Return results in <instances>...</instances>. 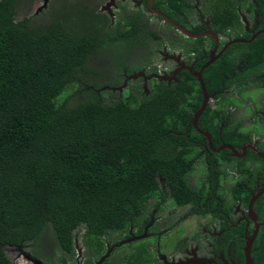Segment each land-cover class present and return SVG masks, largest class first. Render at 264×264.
<instances>
[{"label":"trees","instance_id":"16d2710c","mask_svg":"<svg viewBox=\"0 0 264 264\" xmlns=\"http://www.w3.org/2000/svg\"><path fill=\"white\" fill-rule=\"evenodd\" d=\"M16 1L0 0V264H9L6 247L38 248L47 228L65 254L82 230L83 245L97 258L104 236L131 226L148 200L168 195L182 204L208 194L186 182L201 146L207 148L190 124L202 98L198 80L183 71L169 85L150 80L146 91L141 80L127 78L142 68L149 75V61L131 66L128 53L145 51L154 39L162 42L148 25L153 18L162 21L146 14L149 0L124 21L110 23L108 16L73 4L61 18L38 26L30 17L16 20ZM152 1L151 9L193 34L204 28L201 17L230 40H250L238 10L246 18L255 10L264 29V0ZM162 27L174 41L185 40L181 48L188 57L205 41L184 38L166 22ZM152 51L147 49L150 56ZM202 81L208 94L219 91L223 100L231 85L239 93L250 83L263 89L264 32L230 44L204 69ZM220 115L222 106L208 107L197 122L214 147ZM249 141L238 123L221 132V142L235 149ZM204 157L210 172L211 163L243 165L252 157L251 163L262 165L253 175L264 181V160L254 155L236 159L206 151ZM255 208L264 222V195Z\"/></svg>","mask_w":264,"mask_h":264},{"label":"flooded vegetation","instance_id":"af4514ba","mask_svg":"<svg viewBox=\"0 0 264 264\" xmlns=\"http://www.w3.org/2000/svg\"><path fill=\"white\" fill-rule=\"evenodd\" d=\"M62 1L79 2L85 9H91L101 15L108 16L110 23H115V18L119 17L121 19V16L122 21L130 18L132 11L126 15L128 8L125 3L131 4L135 10H138L139 7L142 9L144 6V0ZM44 2L45 0H29L28 7L35 9L33 17L41 16L42 14L45 17L48 16L49 13L45 14V10L48 8L50 0H47L45 5ZM40 3L41 5H39ZM107 6H109V10L106 8ZM151 7L150 5L145 6L146 14L156 16L162 21L156 20L157 24L150 21L148 25L152 30L158 31L157 34L161 37L160 40L162 42H157L155 39L152 42L150 40L147 41V43H150L146 49L152 47L153 50L152 56L149 53L146 54L149 65H151L150 59L155 54H158L164 61L172 63L173 67H164L162 69L156 66L151 70L148 67L149 75L144 73L146 68H142L140 71L133 73V75L127 76L132 82L141 80L143 88L150 80L156 79V76L164 77L165 80L161 81L166 82L168 85L176 81V77L183 71H187L192 77L196 78L195 75L210 60H214L211 63L213 64L230 46L228 43L232 40H230L229 36L213 31L208 21H204L200 17L199 20L204 25V28L197 35H205H200L197 38L204 37L205 41H203L197 52H190L188 57L181 48L186 44L185 40L177 36L180 45L177 40L174 41L169 31L162 27L164 25L163 19L155 15L156 12H160L151 9ZM238 13L241 15L244 24L243 29L250 35V40H245V42L252 41L264 32V29L260 28V22L257 19L255 10L251 11L253 16L249 14L247 18L240 10H238ZM171 43H174V46H171ZM142 63L144 64L145 62ZM200 63H202L201 67L195 71L194 67ZM153 70L155 73H151ZM127 86H129L128 83L124 82V87ZM260 89L256 83H250L248 87H244V93H239L236 87L231 85L228 90L222 91L228 99L223 100L218 96L219 91L208 94L205 88L208 101L204 111L208 107L215 109L222 106L223 109L224 116H219L220 127L218 128L217 138L220 143L217 147H214L210 137L212 147L210 148L209 141L205 138L207 148H205L204 144L201 146L202 149H200L198 156L195 158L193 171L186 176V182L194 191L204 188L208 194L204 197H194V202L187 201L182 204H177L168 195L161 198L158 202L155 198L148 200L145 205L146 209L142 210V215L137 217L131 226L120 233H109L104 236L103 252L97 258H95V253H93L94 250L92 251L91 247L86 248L76 235L73 239V249L70 253L65 254L58 248L57 250L60 252L59 260L51 252L49 257L52 258L45 257V259L48 261L51 259L54 264H98L101 259L103 261L100 264H264V236H260L261 231H264V222L260 220L258 211L255 208L257 201L264 195V181L261 184V174L253 175L254 171L258 173L261 170L262 165L260 163H251L252 157H250L251 162L243 165L227 161L222 162L217 167L211 163L210 167L212 170L210 172L208 164L204 161V153L206 151L236 159L245 158L247 154L263 159L258 154L264 155V138L258 139L250 135L261 134L264 137V101L259 103L255 102V99L253 101L249 98L250 94ZM250 91L252 92L250 93ZM201 95L200 106L193 113V117L203 103L202 90ZM246 98L249 102L248 104L243 102V107L248 108V113H245L248 115L249 120L247 122L250 125L243 127L237 121L236 109L242 105L239 100L243 99L246 101ZM231 123H238L242 130L245 129L244 132L251 136V141L237 149L221 142L222 130L230 126ZM259 125H262L263 128ZM196 131L199 134L202 132L199 129ZM224 146L233 148L236 154L229 148L216 152V150ZM224 151H228L229 154L224 153ZM197 161L203 167H198L195 170ZM217 176L219 177L218 181ZM254 198L256 199L251 204ZM16 250L22 251V249ZM26 258L27 260H34V256H27ZM39 262L40 264H45L44 261L39 260Z\"/></svg>","mask_w":264,"mask_h":264},{"label":"rangeland","instance_id":"374dc122","mask_svg":"<svg viewBox=\"0 0 264 264\" xmlns=\"http://www.w3.org/2000/svg\"><path fill=\"white\" fill-rule=\"evenodd\" d=\"M198 1H200V0H198ZM16 2H17L16 20H20L23 17L33 18L32 19L33 21L31 24L32 26H38L39 24H46V23H49V21H52L53 19H59V18H61L62 15H64L67 12V11L65 12L64 7L67 8L70 5L79 4V2H77V3L72 2L71 3V2H63L62 0H50L48 8L45 10V14L49 13L48 16L45 17V15L42 14L41 16H37V17L34 16L33 17L32 15H33L35 9H32V7H28L29 6V0H17ZM39 5H41V3ZM125 5L128 8L127 9L128 12L126 13V15L129 12H131L132 10H135L132 8L131 4H129V3H125ZM138 9L141 10L140 7ZM120 18L122 19V16ZM115 20H116V18H115ZM193 21L195 23L194 19H193ZM151 22L157 24V22L154 18L151 20ZM154 46H155V44H154ZM150 48H152V47H150ZM154 49H155V47H154ZM133 52L134 51L131 50V52L128 53L134 57V59L132 58V60H130V62H128L129 65L137 66L140 63L142 64V62L148 61V58L146 56L147 49L145 51H138L135 53H133ZM150 63H151V65L148 66L150 70L156 66H159L162 69H164V67H167V68L173 67L172 63L170 64L169 61H164V59H162L161 56L158 54H155L153 56V58L150 59ZM158 74L162 75L161 73H158ZM252 91H250V93ZM249 98H251L252 100L255 99V102L262 103V101H264V89H260L259 91L250 94ZM247 100H248L247 98H246V101L243 99L239 100L240 104H242V105L238 106L236 109L237 110L236 111L237 121H239L243 127L250 125L249 122H247V120H249V118H248V115L246 114V113H248V108L243 107V102L248 104L249 101H247ZM249 107H250V104H249ZM259 126L262 127V125H259ZM243 131H245V129H243ZM250 132H252V131H250ZM250 135L257 137L258 139L264 138L261 134H250ZM198 167H203V166L197 161V164L195 165V170H197ZM78 232L79 233L77 234V237H78V239H80L81 234H82V230H78ZM109 238H111V237H109ZM38 243H39L38 248L35 249V248L27 247V248L23 249L21 252L17 251L13 247H6L4 249V252H5L6 257L9 260V264H34L31 262V260H27L26 257L27 256L33 257V253L35 251H37V253H38V256L36 258L42 262L45 261V264H50V263L54 264V261L51 262V259H50V261L45 259V257H49V255L51 253H54V255L57 256V259L59 260L58 256L60 255V252L57 250L58 249L57 243H56V240H55L54 235H53L50 228H47L44 231V233L42 234L40 241ZM49 258H52V257H49Z\"/></svg>","mask_w":264,"mask_h":264},{"label":"water","instance_id":"95a60500","mask_svg":"<svg viewBox=\"0 0 264 264\" xmlns=\"http://www.w3.org/2000/svg\"><path fill=\"white\" fill-rule=\"evenodd\" d=\"M46 1H47V0H45L44 5L46 4ZM149 5H150V6L152 5V0H149ZM106 8L109 10V6H107ZM155 15L161 17V18L163 19L164 22H166V23H168L169 25L173 26V27H174V28H175L180 34H182L183 36H185V37H187V38H197V37L200 36V35H205V34H200V35L193 34V33L189 32V31H187L185 28H183V27L177 25L175 22L171 21L170 19H168L167 17H165V16L162 15L161 13H157V12H156ZM238 42H242V43H243V42H245V40L235 39V40L230 41V42L228 43V45H230V44H234V43H238ZM225 48H226V47H225ZM223 49H224V48H223ZM213 61H214V60H210V62H208V63L203 67V69L206 68L207 66H209ZM203 69H202V70H203ZM202 70H201L199 73H197V74L195 75V77L197 78V80H198V82H199V84H200V88H201V90H202V92H203V103H202L200 109L197 111V113L195 114V116L193 117V120H192V125L194 126V128H195L196 130H198V129H197V121H198L199 117L201 116V114L203 113V111H204V109H205V107H206V103H207V101H208V96H207V93H206V91H205V88H204V85H203V81H202V78H201ZM155 78H158L159 80H165L164 77L156 76ZM145 87H146V85H145ZM145 87H144V88H145ZM145 90H146V89H145ZM200 133H201V135H203L205 138H207V140L209 141V146H210V148H212V147H211V143H210V135H208L207 133H202V132H200ZM225 148H229L234 154H236V151H235L233 148L228 147V146L221 147L219 150H216V152H220L221 150H223V149H225ZM244 151H245V150H244ZM258 155H259L261 158L264 159V155H262V154H258ZM263 191H264V189H263ZM257 197H258V196H257ZM255 199H256V198H254V199L251 201V204L253 203V201H254ZM102 261H103V259H101V260L99 261L98 264H100ZM31 262L34 263V264H40L39 260H33V261H31Z\"/></svg>","mask_w":264,"mask_h":264},{"label":"clouds","instance_id":"9594fccd","mask_svg":"<svg viewBox=\"0 0 264 264\" xmlns=\"http://www.w3.org/2000/svg\"><path fill=\"white\" fill-rule=\"evenodd\" d=\"M157 79V78H156ZM158 80V79H157ZM161 81V80H160ZM145 86V85H144ZM144 89H146V91H147V87H145ZM34 260H38V259H36V258H34ZM32 261V260H31Z\"/></svg>","mask_w":264,"mask_h":264}]
</instances>
